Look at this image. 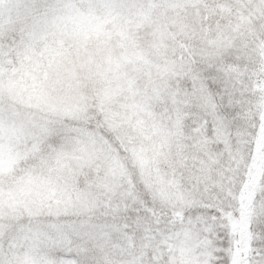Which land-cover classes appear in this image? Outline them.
Segmentation results:
<instances>
[{
  "label": "rangeland",
  "instance_id": "rangeland-1",
  "mask_svg": "<svg viewBox=\"0 0 264 264\" xmlns=\"http://www.w3.org/2000/svg\"><path fill=\"white\" fill-rule=\"evenodd\" d=\"M257 45L264 0H0V255L11 243L19 264H77L74 229L179 182L209 72L259 121ZM35 233L48 242L20 247Z\"/></svg>",
  "mask_w": 264,
  "mask_h": 264
},
{
  "label": "snow or ice",
  "instance_id": "snow-or-ice-1",
  "mask_svg": "<svg viewBox=\"0 0 264 264\" xmlns=\"http://www.w3.org/2000/svg\"><path fill=\"white\" fill-rule=\"evenodd\" d=\"M208 75L212 102L193 137L198 159L184 164L179 182L138 190L125 208L97 213L95 229H74L77 264H264V116L237 105L230 76ZM26 239L20 247L48 242L38 233ZM18 251L10 243L0 264H19Z\"/></svg>",
  "mask_w": 264,
  "mask_h": 264
},
{
  "label": "trees",
  "instance_id": "trees-1",
  "mask_svg": "<svg viewBox=\"0 0 264 264\" xmlns=\"http://www.w3.org/2000/svg\"><path fill=\"white\" fill-rule=\"evenodd\" d=\"M75 9H77V6H73ZM78 10V9H77ZM256 54L258 56V65H257V71L254 74L253 77V81H252V85L253 86H259V85H264V48L260 45L256 46ZM181 84H188L187 81L185 79H179ZM97 111L94 108H90L88 109V112L86 111V113L83 115L85 117V119H83L82 121H88L92 124H96L98 125V117L96 116ZM107 136L110 138V135L107 134ZM112 145H117L116 142H112ZM112 150H115L113 148V146H110ZM117 148V147H116ZM104 198L108 203H113L115 200V196H110L108 193H106V191L104 190Z\"/></svg>",
  "mask_w": 264,
  "mask_h": 264
}]
</instances>
